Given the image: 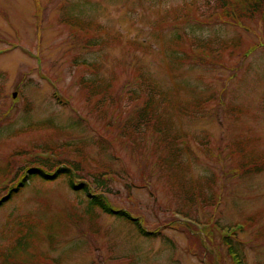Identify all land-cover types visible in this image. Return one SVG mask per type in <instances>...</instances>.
Returning <instances> with one entry per match:
<instances>
[{"label": "rangeland", "instance_id": "rangeland-1", "mask_svg": "<svg viewBox=\"0 0 264 264\" xmlns=\"http://www.w3.org/2000/svg\"><path fill=\"white\" fill-rule=\"evenodd\" d=\"M206 2L0 0V182L52 149L104 175L112 207L156 234L90 209L64 177L33 178L0 207V264H233L225 234L243 264H264V24L208 19ZM139 72L174 90L172 126L140 153L120 133ZM170 143L184 172L163 167Z\"/></svg>", "mask_w": 264, "mask_h": 264}, {"label": "trees", "instance_id": "trees-1", "mask_svg": "<svg viewBox=\"0 0 264 264\" xmlns=\"http://www.w3.org/2000/svg\"><path fill=\"white\" fill-rule=\"evenodd\" d=\"M207 11L202 16L208 19L218 20L219 11L230 19L234 17L233 23L239 24L242 21L252 20L255 24H264V0H206ZM211 8L213 11H211ZM217 18V19H216ZM79 25L80 23H74ZM260 38V37H259ZM176 39H180V35L176 36ZM186 39L191 41L189 49H201L208 46L206 41L196 38H191L186 35ZM179 41V40H176ZM175 41V42H176ZM136 46L142 47V44L136 43ZM178 48L177 46H173ZM200 50H195L197 52ZM251 52L248 51L246 55H240V60H244ZM182 56L177 52L172 55L171 68H176L179 65V60ZM245 61V60H244ZM93 66V65H92ZM86 83L91 89V95L99 96L100 102L107 100L113 104L114 99L108 97V85L106 81L99 77V83L96 84V80L92 77L91 79H82L81 82ZM161 88L155 81H152L147 75L139 72L138 74V87L130 89L125 99L127 106L131 113L125 119L120 133L126 136L130 143L132 152L140 151L144 148L146 140L151 141L162 133L167 134V124L172 126L170 117L165 112L164 104L173 102V89ZM90 93H88V96ZM58 98V97H57ZM170 102H167L169 101ZM209 100V99H208ZM207 100L201 99V96L193 97V104L195 108H199ZM149 135V137L147 136ZM177 136V135H176ZM101 142L100 140H98ZM57 148L56 150H59ZM167 156L163 159L162 164L166 172L185 171V165L182 164L180 158L179 149L174 147L171 143L167 145ZM55 150L45 149L34 151L35 156L25 166L24 169L16 171L10 180H6V183L0 187V190H4V194L0 196V207L12 198L17 196L33 178H39L43 180H56L61 177L66 178V182L73 191L83 192L90 194L91 198L86 197L89 208L98 209L101 212L109 215H119L121 219L131 221L125 213L121 210L117 211L110 204L107 194L109 190L105 189L108 187V180L102 174L94 173L92 169H85L80 162H75L62 157L60 153L55 154ZM10 173V171H8ZM112 175V174H111ZM208 181V180H207ZM125 187L129 189L131 185L126 184ZM189 194L188 185L183 187ZM106 194V195H105ZM190 195V194H189ZM193 197L192 195H190ZM197 220V218H196ZM198 221V220H197ZM139 229V232L146 237H153L155 234L150 235L137 224V221L133 222ZM209 224V223H207ZM204 228L202 232L209 230L210 226L203 224ZM221 241L227 247V254L233 257V264H243V257L237 252L235 245L225 236Z\"/></svg>", "mask_w": 264, "mask_h": 264}]
</instances>
